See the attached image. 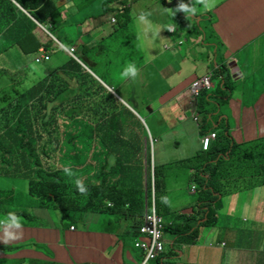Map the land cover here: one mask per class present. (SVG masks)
Segmentation results:
<instances>
[{
  "label": "trees",
  "instance_id": "1",
  "mask_svg": "<svg viewBox=\"0 0 264 264\" xmlns=\"http://www.w3.org/2000/svg\"><path fill=\"white\" fill-rule=\"evenodd\" d=\"M77 1L75 3L79 6L75 16L65 19L55 0H0V55L17 45L26 55L40 53L43 48L50 59V49H60L58 27L70 24L79 27L84 20L78 19L83 16V10ZM115 2L121 6L116 9L118 13L113 22L116 24H113L114 31L109 37L119 38L115 34L117 31L124 34V40L118 39L119 48L114 46V51L111 50L116 55L110 56L108 51L102 55L104 48H112L110 42L96 47L83 44L76 49L77 59L68 54L59 67L32 87L22 91L16 87L15 101L0 108V208L8 204L18 205L20 209L14 210V215L31 220H35L32 209H54L60 213L63 222L79 229L87 228L94 215H112L110 224L119 222L126 234L137 236L144 214L154 201L157 214L166 221L165 233L177 235L181 244L192 245L200 227L220 222L217 213L223 207L224 196L221 192L218 194V190L230 187V177L239 184V189L248 182L251 186L264 184V136L238 143L230 129L237 124H231L226 116L220 115L217 119L219 107L236 99L233 90L239 78L231 75L221 48L224 43L218 42L212 26L209 32L202 26V21L212 25V15L201 16V21L195 22L196 26L189 19L185 29L190 27L197 43L200 40L210 50L204 59L206 66L195 62L193 72L201 78L211 71L215 84L193 102L195 112L203 118L197 121V131L201 137L216 130L218 134L208 150H203L202 146L197 150L195 159L199 160L200 168L190 178L197 189L199 209L203 210L202 222L193 216L175 226L170 225L164 200L165 177L163 170L154 164L150 150L160 138L152 135L146 121H141L144 117L138 107L132 108L141 118L81 64L112 88L119 80L115 71L123 65L118 52L121 56L136 55L134 50H122L126 45H133V35L126 33L133 22L127 1L104 0V12ZM65 47H74V42ZM89 60L99 66L100 74ZM138 60H141L139 56ZM147 69L152 74L153 68L147 66ZM122 73L121 70L120 78H124ZM145 98H148L147 93ZM256 98L252 99L254 103ZM152 103L142 100L141 107ZM156 112L169 116L166 108ZM143 154H147L146 158ZM221 159L225 160L223 166ZM238 164L243 168H238ZM77 171L80 172L75 174ZM246 171L248 178L245 177ZM218 173L226 177H222L216 189L212 179ZM77 180L82 181L87 189L85 193L79 191ZM16 181L25 184L23 191L13 186ZM23 195L36 198L37 208L25 205ZM229 213L228 209L226 214ZM177 255L179 253L169 247L153 263L177 264L173 261Z\"/></svg>",
  "mask_w": 264,
  "mask_h": 264
},
{
  "label": "crops",
  "instance_id": "2",
  "mask_svg": "<svg viewBox=\"0 0 264 264\" xmlns=\"http://www.w3.org/2000/svg\"><path fill=\"white\" fill-rule=\"evenodd\" d=\"M102 1L104 0H97L96 2ZM55 3L61 6V15H64L65 19L67 17H74L78 11L77 7L79 5L75 3V0H55ZM109 6L111 7L113 5L110 4ZM198 6L199 9L194 15L188 14L190 16H185L182 14L183 22L186 24L189 19L196 22L194 18L200 20L201 16L212 15L211 28H213L217 40H221L225 45L223 52L224 57L227 59L226 63L231 75L235 79L243 77L246 79L249 76L260 78L258 87L256 83L253 84L252 93L247 91L245 86L242 88V93L256 94L255 96H257L263 91L264 94V0H217L216 6L211 11L204 9L202 5ZM135 8L136 18L143 13V9L142 7ZM115 13L116 9L113 6V9H106L100 20L97 19L91 23L88 18H85L79 27L70 24L68 29L70 35L72 33L73 38L71 41L74 42V46L77 45L78 48L84 44L87 47H96L98 44L103 45L109 43V38H111L109 36L114 29L106 31L103 28V18L105 14H112L109 20L112 24H116L113 23L116 21ZM147 29L151 33V27H147ZM139 32L141 33L142 31L139 30ZM173 34H175V31H173ZM140 36L144 38L142 34L137 36L133 35V45L141 53L137 54L136 52V55L141 59L136 64L139 69V74L150 65L154 67L152 75L156 78V81H165L168 85L160 88L157 82L154 87L140 83L136 84L143 87V92L137 93L135 102L141 108L142 100L144 103L152 101L153 103L150 105L152 108L145 109L149 111L148 114L163 108L168 110V114L182 110L185 113V117H188L187 120H190V116H192L195 123L192 122L197 125V121L203 118L195 112L193 102H196V99H192L188 93L191 83L197 78V74L193 72L194 63L203 61L205 58L204 55L201 58L199 56L195 58L192 62V69L188 70L185 62L188 52L183 55V51L179 50L176 46L165 48L164 45V48H161L158 40L153 42L151 38H144L145 45H148L149 48V59L146 56L143 58L141 43L138 42ZM183 42V40L177 42V46H184ZM186 42L188 41L186 40ZM214 42L216 41L214 40ZM251 46H256V49L253 50L249 60L246 59L244 61L243 51L250 49ZM13 47L19 46L16 45ZM13 47L5 52L7 55H12L13 62L10 64V67L0 66V75L4 77L2 82H5V86L9 85L11 88H14L16 84L20 83L18 78L23 72L26 75L34 77L37 75L34 69H24L27 67V61L30 60L22 50L17 54H11L9 52ZM167 49L169 50V54L166 51ZM214 49L216 51V47ZM43 50V48L40 49V53L35 56V60L38 58H41L42 62L45 60L46 52ZM107 51L111 56V49L109 51L106 48H104L102 55L106 54ZM21 59L25 63L16 66L14 61ZM159 59H163L164 64H156ZM89 63L101 72L99 66L93 64L90 60ZM203 65L206 66L205 60ZM200 66H202V63ZM245 70L247 71L246 75L244 74ZM48 73L50 74L51 71L47 72L46 69H43L39 80L45 78ZM208 73H211V71H208ZM171 82L175 84L172 87L169 86ZM146 90L150 91L148 98H145ZM140 96H142V99H140ZM160 96V100H157ZM187 101L190 102L186 104ZM124 102L127 103L126 101ZM254 106L257 107L254 110L249 109L240 112L233 122L228 118L231 124L234 126L237 124V126L230 129L233 131L232 137L238 143L253 141L258 137L264 136V100L259 97L254 103ZM131 109L133 108L131 107ZM214 119L216 120V118ZM183 124H185L184 117ZM215 132L218 134L217 130ZM196 140L197 150H199L201 136H199L198 131ZM151 148L154 149L153 144ZM189 184L191 186V182ZM170 187L171 184H169V187L165 184L166 196L164 200L167 205L166 209L169 210L170 214V217L168 216L169 224L175 226L177 225L176 223H181L185 219V216L186 218H190L195 215L190 213L189 210H182V208H178V205L173 204V196L177 190L171 189ZM189 192L190 194L196 195L195 187L191 186ZM151 210H153V201ZM37 211V216H40L46 210L36 209L35 212ZM184 212L185 216H183ZM99 216V214L94 215L87 228H75V230H71V226L67 228L65 226L58 227V223L55 225L37 224L34 222L35 220L28 218H25L23 222L21 221L20 224L22 227L17 229L14 227V224L12 225L11 223L8 225L7 222L2 220L0 221V264H139L136 261L135 253L132 251V248H134V242H130L132 235L126 234L119 222L116 224H108L111 220L110 218ZM174 219L177 221L174 222ZM163 220L165 221L164 218ZM201 220H199V223L202 222ZM25 221L26 223H24ZM96 223L98 224L97 226H102V228L94 230ZM244 225L246 224H242L241 226ZM21 232L22 237L9 240L7 243L4 242L6 233H15L19 236ZM205 235V230L201 234L198 233L197 238H195L196 241L192 245L179 243L177 235L165 234L164 239L166 245H169L174 252L179 253L175 257L179 259V262L183 257H186L187 264H264V236L257 238L254 244L253 240L257 232L253 229H245L248 249H245V247L235 249L228 240L215 239L216 237H214L213 232H211V239L202 238ZM223 243L225 244L224 246H222ZM185 247H188V249L185 250ZM190 252L200 253V258H190L188 256ZM243 252H245V257H243ZM140 254L142 256V252Z\"/></svg>",
  "mask_w": 264,
  "mask_h": 264
},
{
  "label": "rangeland",
  "instance_id": "3",
  "mask_svg": "<svg viewBox=\"0 0 264 264\" xmlns=\"http://www.w3.org/2000/svg\"><path fill=\"white\" fill-rule=\"evenodd\" d=\"M97 0H78L82 5V15L80 18H88L89 21L92 23V21H96L97 19H101L103 17L102 14H104V5L102 2H96ZM126 6L130 8V15L133 19L132 25L130 26V29L126 31L127 34L131 35H141L144 38H151L153 42L158 40V43H160L161 48H171V47H177L179 50L183 51V55H185L186 52H188V56L186 57V66L187 69H192L193 65L192 62L195 58L198 56L201 58L202 55L206 57V54L210 51L207 49L206 46L202 45L200 43V40L197 43V39L193 37V32L190 29H185L186 24L183 22L182 14L186 15L185 13L177 12L176 7L181 2V0H126ZM190 0H183L184 3L193 4L196 9L198 10L199 4H195V0H192L191 2H188ZM115 9H120L121 4H112ZM113 6H109L111 9H113ZM125 6V5H124ZM135 7H142L143 13L146 14V23H141L138 20V15L136 18V8ZM118 11L116 10V15ZM102 15V16H101ZM112 14L108 15L105 14V17L103 18V28L106 31H110L114 29V26L110 20L109 17ZM87 16V17H85ZM196 23L198 24L199 19H195ZM188 23V22H187ZM196 23L193 22V25L196 26ZM174 27L175 34H173V31H169V27ZM202 26L205 27L207 32L210 31V27L212 25H208L202 21ZM147 27H151V33L147 29ZM147 29V31H146ZM139 30L142 32L140 33ZM115 34L119 35V38H109L111 43V50L114 51V46L118 49L120 44L119 40H124V37L121 31H117ZM57 36L60 40L59 47L57 48H51L50 53V59L47 61L43 60V62L38 63L35 60V56L38 55L37 52L31 53L29 55H25L28 57L30 61H27V67H25V70H35L37 75L31 76L26 75L24 72L19 75L18 80H20V83L17 84L13 89L10 88V86H4L0 85V98H6L5 100H0V108L2 106H8L9 103L15 101V90L16 87L20 91L23 89H27L32 87L39 81L41 73L43 69H46L47 72H50L57 67H59L63 61L67 58L68 50H66L65 46H69L72 42V33L70 35L69 29L67 25H62L58 27ZM140 36L138 42L141 43V49L143 53V58L146 56L149 59L148 56V45H145V39ZM183 40L184 46L178 45L177 42ZM186 40L188 42H186ZM176 41V42H174ZM218 42H222L221 40H218ZM225 45H221L222 52ZM75 50L77 49V45L74 46ZM205 48V49H204ZM256 49V46H251L250 49L244 50V61L247 59L249 60L250 55L252 54L253 50ZM9 50V49H8ZM7 50V51H8ZM123 51L130 52L131 50H134L137 52V54H141L138 49L134 45H126L122 48ZM19 47H13L11 54H17L20 53ZM110 51V49H109ZM169 54V50H166ZM250 51V52H249ZM224 53V52H223ZM116 55L115 53H112V55ZM119 59L121 64L119 65L115 71L116 75L119 77V80H116L113 83V89L116 90L119 94V96L123 99V101H126L131 107H138V103L135 102V98L137 96V93L143 92V87L141 85H136L138 83L143 85H149V86H156V78L153 77V75L150 73L148 69L143 70L135 80L131 78H120L121 70L123 71L125 66L129 63H134L135 65L138 63L137 56L134 55L132 57L129 56H121L118 52ZM221 55L219 56L218 60L220 59ZM213 58L215 56L213 55ZM205 59V58H204ZM12 55H7L4 53L2 56H0V66H9L12 63ZM203 61H200V63L203 64ZM15 65H22L23 59L21 60H15ZM164 64L163 59H159L156 64ZM244 64V63H243ZM150 66V65H149ZM211 64L208 65L210 67ZM138 68V67H137ZM150 68L154 67L150 66ZM245 69V67L243 66ZM152 70V72H153ZM27 72V71H26ZM247 71H244V74L246 75ZM49 74V73H48ZM98 74H100V71H98ZM3 76L0 75V82L3 81ZM247 81V82H244ZM237 86L234 87L233 90V97H236V99L230 103V104H224L219 107V111L216 115L217 119L218 116H226L233 122V120L238 116V114L244 110L249 109H256L257 107L254 106V102L252 101L253 98L257 97V100L259 97H261L262 100H264V94L263 91L260 92L257 96L253 94H242V88L245 86V89L247 91L253 92V84L256 83L257 87L260 83V78H255L253 76H249L246 79L240 78L236 81ZM158 85H160V88L166 87L168 84L165 81H158ZM175 85L173 82L169 84L170 87ZM215 85V84H214ZM191 87V85H190ZM189 87V93L191 94V90ZM256 87V88H257ZM147 94H150L149 90L145 91ZM224 92H222V95ZM221 95V96H222ZM161 96L157 99L160 100ZM140 99H142V96H140ZM260 104V103H259ZM261 105V104H260ZM146 108H152L149 106H143L139 109H137L140 114L144 117L147 124H149L150 130L152 135L158 136L160 138L159 142L154 144V150L155 154H151L152 157L154 156V164H156L157 168L159 167L163 170V175L165 177V184L167 187H169V184H171V189H176L177 192L173 196V204L178 205V208H182V210H189L190 213L194 214L196 217L201 218L203 214V210L199 209V206L197 204V193L190 194V188L191 186H194V184L189 182V176L190 178L196 175V170L200 168V162L199 160L195 159V156L197 153V125L194 124L192 116H190V120H187L188 117H185V113L182 110L176 111L175 113H169V116L165 113H152L148 114L149 111H146ZM183 117L184 122L183 124ZM186 120V121H185ZM193 121V122H192ZM169 123V124H168ZM224 123L222 122V125ZM169 125V126H167ZM203 124H201L202 127ZM232 130V129H231ZM232 132V131H231ZM233 135V134H232ZM149 141L151 142V138L149 137ZM151 154L149 156L151 157ZM144 158H146L147 154H143ZM225 163L224 159H221L220 164L223 166ZM238 168L242 169L239 164L237 165ZM193 170V171H192ZM80 171H77L75 174H77ZM222 177H226V175H222L218 173L217 175L213 176L212 184L215 186L214 188H218L220 183L222 182ZM245 177L248 178L247 171L245 172ZM229 188L227 187L225 190L222 188H219L218 194H223V207L218 211L217 213V221H220L219 223L213 225V226H202V228L199 229V233L203 230H205V236L202 238H208L211 239V232H213L215 239H226L228 240L232 246L237 249L239 247H245V249H248V244L246 240L245 235V229H253L257 232V235L254 237V244L257 240V238L264 236V184H257L255 186H251L250 182H248V185H246L243 189H239V184L232 178H229ZM11 184L13 182H10ZM17 183V184H16ZM16 183H13V186H17L20 190L23 191L25 188V184L22 182L16 181ZM195 192H197V189L195 187ZM221 192V193H219ZM22 200L28 207H36V204H38V200L36 198H31L26 195L22 196ZM219 203H215V205H218ZM35 205V206H34ZM225 209L223 210V208ZM20 208L18 205L11 206L10 204L2 206L0 208V221L4 220L7 222L8 225L12 223V215L14 210H19ZM230 210L229 214H226L227 210ZM194 210V212H193ZM36 209H32L31 213L36 214L35 215V223L42 224V225H55L59 224L58 227L65 226V228L69 227L70 225L68 223H65L61 220L60 213L57 210L51 209L50 211L46 210L43 213H41L40 216L38 215V211L35 212ZM199 212V213H198ZM185 212L183 213V216ZM19 221H24L25 218L22 215H18ZM104 218H107V216H103ZM186 218V216H185ZM26 223V221L24 222ZM64 223V225H63ZM80 226V222H77ZM242 224H246L244 226H241ZM13 225V223H12ZM44 227V226H43ZM96 228H102V226H97ZM1 229V227H0ZM144 235L140 232L137 234V236H132L130 238V242H134L136 240L143 241ZM225 245V244H224ZM222 245V246H224ZM169 246H166V249H168ZM188 247H185V250H187ZM132 251L136 255V261L139 262V264L142 262V256L141 251L137 248H132ZM190 258H200V253L196 254L194 252H190L188 255ZM243 257H245V252H243ZM242 257V258H243ZM256 259V258H255ZM174 261L178 264H187L186 263V257H183L180 262L179 259L174 258ZM198 261V260H197ZM151 264H154L153 262ZM246 264V263H245Z\"/></svg>",
  "mask_w": 264,
  "mask_h": 264
},
{
  "label": "built area",
  "instance_id": "4",
  "mask_svg": "<svg viewBox=\"0 0 264 264\" xmlns=\"http://www.w3.org/2000/svg\"><path fill=\"white\" fill-rule=\"evenodd\" d=\"M114 21V20H113ZM66 48V47H65ZM68 53L75 57V48H66ZM48 60V57L45 56ZM41 58H38L36 62L40 63ZM212 73H208L201 78H196L191 83V94L192 99H197L202 92L209 91L213 88ZM217 138V133H208L201 137V146L203 150H208L210 148L211 142ZM164 220L160 217L155 209L152 212H146L143 218L142 226L139 228V232L143 234L144 240H136L134 247L142 252V262L140 264H151L155 259H157L165 251V239H164ZM72 230L75 228L72 226ZM224 245V243H223Z\"/></svg>",
  "mask_w": 264,
  "mask_h": 264
},
{
  "label": "clouds",
  "instance_id": "5",
  "mask_svg": "<svg viewBox=\"0 0 264 264\" xmlns=\"http://www.w3.org/2000/svg\"><path fill=\"white\" fill-rule=\"evenodd\" d=\"M216 3H217V0H195V4L202 5L204 7V9H206L208 11H211L216 6ZM175 9L177 12L182 11L186 15H188V14L194 15L197 12V9L193 4L184 3L183 0H181V2L178 4V6ZM138 20L141 23H146V14L141 13L140 16L138 17ZM168 30L174 31L175 29H174V27H169ZM146 31H147V29H146ZM45 56H47V54ZM122 75L125 78H131V79L135 80L137 78V76L139 75V69L137 68V66L134 63H129L128 65L125 66ZM76 183H77V187L81 193H85L87 191V189L84 187L82 181L77 180ZM153 208L156 211L154 201H153ZM146 212H152L151 207ZM107 218L111 219L112 215H108ZM112 221H113V219H112ZM12 223L14 224V227L17 229L22 227V225L19 223L18 217H16L14 214L12 215ZM164 223H165V221H164ZM108 224H110V223H108ZM112 224H116V223H114V221H113ZM165 234L166 233L164 231V237H165ZM20 237H22V232L19 234V236L15 233H6V238H5L4 242L7 243L9 240L18 239ZM165 251H166V244H165Z\"/></svg>",
  "mask_w": 264,
  "mask_h": 264
},
{
  "label": "water",
  "instance_id": "6",
  "mask_svg": "<svg viewBox=\"0 0 264 264\" xmlns=\"http://www.w3.org/2000/svg\"><path fill=\"white\" fill-rule=\"evenodd\" d=\"M52 36V35H51ZM55 39V38H54ZM77 59V58H76ZM82 64V66L88 71V72H90L95 78H97L112 94H114L123 104H125L128 108H130L131 109V107L127 104V103H125L124 101H123V99H121V97L112 89V88H110L109 86H107L105 83H103L88 67H86L83 63H81ZM134 113H136V111H134L133 109H131ZM137 114V113H136ZM138 115V114H137ZM139 116V115H138ZM140 117V116H139ZM141 118V117H140ZM141 121L143 122V123H145L144 122V120L141 118Z\"/></svg>",
  "mask_w": 264,
  "mask_h": 264
}]
</instances>
